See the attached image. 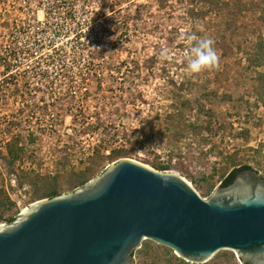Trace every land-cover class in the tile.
<instances>
[{
  "label": "rangeland",
  "instance_id": "374dc122",
  "mask_svg": "<svg viewBox=\"0 0 264 264\" xmlns=\"http://www.w3.org/2000/svg\"><path fill=\"white\" fill-rule=\"evenodd\" d=\"M244 1L239 16L238 0L215 16L202 0H0V150L6 154V142L15 139L23 147L11 166L0 157V193L15 203L0 205V226L49 198L36 195L44 181L33 175L57 176L66 194L83 185H69L76 173L91 167V180L122 157L182 176L204 199L242 163L264 177V106L256 104L252 71L239 66L245 76L237 86L233 78L239 61L245 64V48L256 49L260 37L264 42L258 18L264 0ZM192 35H217L218 71L225 62L233 66L227 78L213 66L186 74ZM164 47L171 60L160 59ZM210 93L215 102L205 96ZM187 98L193 106L174 115ZM119 149L124 152L112 153ZM150 241L135 249L134 264H172L173 254L179 257ZM236 254L221 249L192 263L244 264Z\"/></svg>",
  "mask_w": 264,
  "mask_h": 264
},
{
  "label": "water",
  "instance_id": "95a60500",
  "mask_svg": "<svg viewBox=\"0 0 264 264\" xmlns=\"http://www.w3.org/2000/svg\"><path fill=\"white\" fill-rule=\"evenodd\" d=\"M221 181L204 199L172 171L119 158L0 226V264H134L144 239L190 262L230 249L244 264H264V177L243 168Z\"/></svg>",
  "mask_w": 264,
  "mask_h": 264
},
{
  "label": "trees",
  "instance_id": "16d2710c",
  "mask_svg": "<svg viewBox=\"0 0 264 264\" xmlns=\"http://www.w3.org/2000/svg\"><path fill=\"white\" fill-rule=\"evenodd\" d=\"M204 1V3H208L211 7V9L209 10V12L214 11L215 12V16L219 15L221 13H223V10L227 9V7H229L231 4H237V0H202ZM236 2V3H235ZM238 10L235 14V16H239L244 9H246V2L244 0H238ZM237 6V5H236ZM257 8H259L260 6L257 4L255 5ZM236 9V7L234 8ZM261 11L258 14V18L262 21H264V9L262 7H260ZM201 16H204L205 13L200 10ZM218 25H216L217 27ZM221 27H218L216 30L218 32L221 31ZM223 39H225L224 36H222ZM214 45L213 47L217 48V49H222V44L220 43V39L217 38L216 35V39L214 40ZM237 46L239 49H242L243 47L241 46L240 43H238ZM245 48V46H244ZM244 52L246 53L245 55V64L243 65L241 60L239 61L238 66L236 67L235 72H238L237 74H233V78L235 79V85L237 86L238 81L237 78H243L245 76L244 74V70L245 71H252L250 76L248 78H250L252 80V91L253 94H255L256 97V104H260L262 106H264V42L263 39L260 37L257 41H256V49H246L244 50ZM239 66L242 67L243 71L241 72V68H239ZM214 69H216V71H218V66L217 64L213 66ZM233 66H231V64H229V62H225L222 67L220 68L219 74H224L227 78V76L231 73V70ZM259 67H262L263 70H258ZM217 72V73H218ZM216 73V74H217ZM207 97V99L210 101V103L215 102V94L214 93H210V94H206L205 95ZM223 100L225 101L226 98L223 97ZM217 101V98H216ZM249 103V102H248ZM179 108H177L176 113L174 115H181L183 114V110L185 109H190L193 106V102L187 98V99H183L180 101L179 103ZM204 104L200 103L199 104V108L203 109L204 108ZM237 109H239V107H242L241 104L237 105ZM249 107V105H247V108ZM202 111V110H200ZM250 111V110H249ZM240 112V111H238ZM207 116L208 117H212L213 113L211 112V109H207L206 110ZM251 113H247L245 114V120L249 121L248 119L251 117H249ZM211 122L212 120H205L204 122V127H206V129L211 128ZM186 125V121L182 120V127H186L184 126ZM201 127V126H200ZM248 129L247 128H241V131L239 133H247ZM23 147L18 146L16 139L14 140V142H12L11 140H8L6 142V154H3L2 151L0 150V157L2 159H4L5 161L8 162V164H10V166L15 162L16 159L20 158L21 156V150ZM256 152L258 154L261 153V149H255ZM124 151L122 149L119 150H114L112 153H115V155H119L121 153H123ZM113 154H108L107 157H112ZM115 159V158H113ZM257 164H261L260 160H257L256 162ZM169 164L163 165L160 164L157 168L158 169H167ZM243 168H253V166H251L248 163H242L241 165H239L238 167H234L228 174H226L222 181L221 184L223 186L229 185L235 176V173ZM91 167H87L85 170L76 173L75 176H73V181L71 183L73 184H69L72 185V188H75L78 185H82L84 183H86L91 177L89 176L91 174ZM15 172L19 175L20 178L25 179L26 177H29L30 175L25 174V172H21L18 170H15L13 168H10L9 173ZM36 177H39V180L43 179L44 184L38 188V191L36 192V195L40 196H47V197H54L56 195H59L61 193V190H59V184H57V176H48V178L46 176H40L39 174L33 175ZM39 180L37 179V181L39 182ZM30 182L33 181V179H29ZM35 180L34 183L37 182ZM1 189V188H0ZM1 191V190H0ZM0 205L3 206V209L5 208L4 206H7L6 209H11L15 203L13 200H11L6 194H2V192L0 193ZM16 211V210H15ZM8 222H11L15 219V214L13 213L12 215L8 216L7 218ZM149 242H151L148 239H144L143 240V245L146 247H149ZM172 259V264H197V263H192L189 261H185L183 258L177 257L175 254H173V256L171 257Z\"/></svg>",
  "mask_w": 264,
  "mask_h": 264
},
{
  "label": "clouds",
  "instance_id": "9594fccd",
  "mask_svg": "<svg viewBox=\"0 0 264 264\" xmlns=\"http://www.w3.org/2000/svg\"><path fill=\"white\" fill-rule=\"evenodd\" d=\"M181 39H184L181 36ZM189 51L185 53L187 64L186 74H197L206 68H210L218 63V55L213 47L214 40L210 37L197 38L195 35L189 36ZM194 42V43H193ZM161 60H171L170 49L164 47L159 53Z\"/></svg>",
  "mask_w": 264,
  "mask_h": 264
},
{
  "label": "built area",
  "instance_id": "2783aa9c",
  "mask_svg": "<svg viewBox=\"0 0 264 264\" xmlns=\"http://www.w3.org/2000/svg\"><path fill=\"white\" fill-rule=\"evenodd\" d=\"M45 23H43V24H45ZM13 51H15V53H17V54H20V51H18L16 48ZM11 52H12V50H11Z\"/></svg>",
  "mask_w": 264,
  "mask_h": 264
},
{
  "label": "bare ground",
  "instance_id": "6f19581e",
  "mask_svg": "<svg viewBox=\"0 0 264 264\" xmlns=\"http://www.w3.org/2000/svg\"><path fill=\"white\" fill-rule=\"evenodd\" d=\"M24 210H25V209H24ZM24 210H23V211H24Z\"/></svg>",
  "mask_w": 264,
  "mask_h": 264
}]
</instances>
